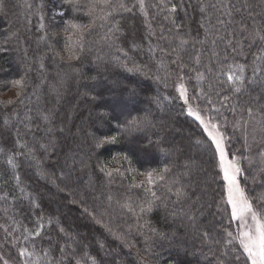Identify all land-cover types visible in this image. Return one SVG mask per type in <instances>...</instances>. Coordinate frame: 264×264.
I'll return each instance as SVG.
<instances>
[{
  "label": "snow or ice",
  "instance_id": "obj_1",
  "mask_svg": "<svg viewBox=\"0 0 264 264\" xmlns=\"http://www.w3.org/2000/svg\"><path fill=\"white\" fill-rule=\"evenodd\" d=\"M16 6L26 9L24 19L29 25L31 17L38 16L36 31L42 34L36 37L40 54L33 56L23 76L5 85L17 89L15 98L0 102L4 109L0 114V170L4 172L0 201L15 209L14 215H8L9 208H4L0 252L6 249L12 254L0 255V264H121L119 248L136 247V237L144 243V248L137 250L141 264L145 254L155 255L154 247L165 244L177 255H190L188 241L198 243L201 251L207 248V264L213 260L215 264H264V191L254 195L255 188L250 191L247 187L249 178L264 187V0H155L150 7L159 11L151 19L145 0H56L51 17L43 0L39 5L23 0ZM7 9V0H0V13ZM189 9L200 17L195 35L189 26L176 22L178 13L183 10L187 14ZM137 10L146 30L138 41L135 34L129 39L123 23L125 14L135 16ZM67 11L74 15L64 20L58 31L55 20ZM160 14L171 24L167 35L165 25H159V30L153 26ZM84 18L87 22H82ZM98 28L103 30V47L94 52L88 37ZM60 31L66 37L63 49L55 46ZM20 40L18 28L0 43V53L7 52L12 41ZM41 44L46 52H41ZM49 53L53 75L48 74L46 65ZM88 63L95 66V75L85 74ZM109 67L142 75L172 89L175 95L158 90L142 115L129 112L125 116L113 109L95 115L90 110L84 116L76 106L61 115L60 104L69 82L84 88L79 91L81 99L95 101L99 81L106 79L102 70ZM33 70L37 73L31 92L35 103L25 91L28 73ZM192 79L196 85L190 92ZM124 92L128 98L139 95L136 87L128 85ZM164 101H180L179 114L192 118L202 132L190 131L180 143H175V138L169 141L171 124ZM113 121L118 135L98 134L99 128ZM235 133H240L243 143L232 151ZM118 139L133 143L118 157L121 167L124 162L129 165L124 171L100 159V150ZM137 153H159L163 162L150 171L138 172L131 158ZM252 167L258 175L249 176ZM127 173L144 179L118 196L111 186L116 177ZM32 177L65 194L63 207L69 211L77 208L96 234L65 225L67 213L59 204L46 210L44 200L54 202V198L33 187ZM220 179L223 185L217 200L213 184ZM134 189H142L143 195L134 197ZM113 205L128 215L119 228H114L108 212ZM153 213L160 214V223H153ZM97 228L103 231L97 232ZM168 264L178 261L169 260Z\"/></svg>",
  "mask_w": 264,
  "mask_h": 264
},
{
  "label": "trees",
  "instance_id": "obj_2",
  "mask_svg": "<svg viewBox=\"0 0 264 264\" xmlns=\"http://www.w3.org/2000/svg\"><path fill=\"white\" fill-rule=\"evenodd\" d=\"M28 3H32L35 5H39L41 0H27ZM45 3V11L47 16L51 17L52 15V4L56 2V0H43ZM132 2V0H129ZM146 4L149 7L146 9L149 13V19L151 16L156 14L159 10L150 7L151 4L155 3V0H145ZM179 2V0H177ZM235 2V0H233ZM255 3H259L260 0H253ZM8 9L6 13H0V43H2L7 36L10 35L11 32L16 31L18 28L21 33V40L19 43L16 41H12L7 47L8 50L5 53H0V102H6L7 100L14 99L17 89L11 86L5 88V85L14 79H18L25 74L27 71L28 64L32 63V58L34 55H39L40 53L36 51V37L41 35L36 31L38 27V16H32V23L29 25L27 20L24 19V13L26 11L25 8L17 7L18 3H23V0H7ZM259 11V9H257ZM73 13L71 11H67L64 17H57L55 20V24L57 26V30L63 28V21L67 19H71L73 17ZM143 16H141L137 10L135 16L131 14H125V20L123 21L124 26L128 32L129 39L135 38L137 41L139 40V36L144 35L146 30L143 24ZM200 17L198 14L193 13L191 9L188 10L187 14L183 10L178 13L177 23H184L185 25L191 28L192 34L195 35L198 29V22ZM82 22H87V18H84ZM153 26L157 27L159 30V25H165V35H167V28L171 27L170 21L164 20V14H160V16L152 21ZM30 29V31H29ZM223 31L221 35H223ZM103 35L102 29H97L91 36L88 37L89 45L93 47V51L95 52L97 49L102 48L103 44L100 40V37ZM201 38H203V32H200ZM65 34L60 31L59 36L55 38V46L59 49H63L65 43ZM199 47V45H197ZM207 47L210 48V45ZM220 48H223V44L219 45ZM41 52H46V46L41 44L40 46ZM189 50L191 51V47L189 46ZM107 51V49H104ZM25 52H27V61L24 60ZM103 54V53H101ZM49 59L46 60V65L48 67V74L53 75V64L51 53L48 54ZM205 62H207V56H205ZM131 66V65H130ZM85 74L91 76L96 74V68L91 63L86 64L84 67ZM153 72L156 71L155 68L152 69ZM160 75L163 76V70L160 71ZM193 77L195 73L191 74ZM102 76L106 77V79H101L99 81L97 92L99 93L98 98L95 101L92 100H84L79 97V91H83L84 88H77V85L74 81H70L68 85V90L64 95L63 100L60 104L61 115H63L68 110L72 109L73 106L77 107V110L80 113H83L84 116H88L89 111L91 110L93 115L99 111H115L117 113L123 111L126 116L129 112L132 116L142 115L144 110L149 108V98L154 96L159 90L161 94H167L168 92H172L173 95L175 93L172 89H164L162 85L156 84L153 80L146 78L142 75L128 73L119 68H111L109 67L107 70H102ZM37 73L35 70L28 73V87L26 88V93L31 96L32 87L34 81H36ZM82 85L85 83L81 82ZM128 85L129 87H136L139 90V95L135 98H128L127 94L124 92V86ZM196 85L195 79L189 81L190 92L193 90V86ZM207 87V84L204 85ZM33 103H35L36 98L31 96ZM196 103V101H193ZM166 105V112L168 113L167 119L171 124V130L167 134V138L169 141H172L175 138V143H180L181 140L187 137L190 131H196L201 133V129H197L196 126L192 123V118L187 117L185 115H180V101H176L175 103H170L169 101H164ZM139 110V111H137ZM4 109L2 107V103H0V114H3ZM156 115L159 117L161 113L157 112ZM225 115L229 120L232 119V116L227 111ZM124 117L122 116L121 119ZM179 129V133L176 131ZM104 134H112L118 135V132L115 130V121L111 124H104L103 127L99 128V132ZM229 133H232L231 128H229ZM259 135V132H257ZM206 138V137H205ZM186 143V140L184 141ZM243 141L240 137V133H235L231 144L234 145L232 151L241 148ZM133 146V143L129 140H119L115 144L105 145L103 149L100 150V159L104 161H110V167L119 168L121 171L128 168L129 165L127 162L123 163V167H121L120 160L118 157L123 156L127 149ZM195 151V150H194ZM116 158V159H114ZM133 160L132 167L136 168L138 172H146L150 171L153 168L161 166L163 162V157L159 153H155L151 156H143L139 153L137 155L131 157ZM259 163L258 159L255 162ZM244 167L246 169L249 168V165L245 163ZM218 171V169H217ZM4 175L3 170H0V177ZM22 178L24 177V172H21ZM97 175H100L97 173ZM258 175L257 168L252 167L249 173V176ZM143 176H133L131 173H127L124 177H116L115 183L111 186V190L119 196L120 193H124L126 189L129 188L130 185L134 183H139L140 180H143ZM33 187L38 188L40 191L46 193L48 196H52L54 198V202H50L48 199L44 200L45 209H55L59 204L61 205V210L66 212V217L63 218V222L65 225H72L77 227L79 230L83 231L85 228L89 231V233H93V225L87 221L86 219H82L80 217L79 210L77 208H72L70 211L68 208L63 207L66 204V201L63 199V193H57L55 188H49L46 186L43 181H35V177H32ZM223 185L222 179L218 180L216 184H213V189L216 190V199H220V191ZM2 187V185H0ZM247 187L251 191L255 188L254 195H259L262 191H264V187L259 186L258 184H254L252 180L249 178L247 181ZM4 192H0V195H3ZM18 196L19 193L17 192ZM132 195L142 196V189H134L132 190ZM71 198V197H69ZM12 200V197L9 196V201ZM9 208L8 215H14L15 209L11 204L6 205L3 201H0V222L2 224L5 223L6 213L4 212V208ZM106 207V206H105ZM104 211L105 208L102 207L100 209ZM214 210V209H213ZM109 214L113 217V226L114 228H119L122 225H125V222L128 221V215L121 211L116 205H113L112 208L108 209ZM18 220L21 219L19 216L16 217ZM107 218V217H106ZM210 218V217H209ZM221 218L223 219V213H221ZM151 220L153 223H160L161 216L158 213H153L151 215ZM7 223L12 225V220L8 219ZM224 223H227V220L224 219ZM166 230H170L167 225H163ZM103 229H98L97 232H102ZM112 246L115 247V243L111 242ZM136 244V247L132 248H119L118 259L121 261V264H141V256L137 254L138 249L144 248L143 241L136 237L133 241ZM186 246L189 248L192 254L184 255L181 253L177 255L174 248H169L167 244L163 247L156 246L154 247V253L145 254L146 259L144 264H148V260H151V264H168L169 260L178 261V264H207V260L205 258L206 255L209 256L207 248H204L201 251V246L196 243L193 245L192 241H188ZM8 251V250H7ZM12 253H5V255H11ZM113 255H116L113 253ZM111 259V258H109ZM213 264L215 261L213 260Z\"/></svg>",
  "mask_w": 264,
  "mask_h": 264
},
{
  "label": "rangeland",
  "instance_id": "obj_3",
  "mask_svg": "<svg viewBox=\"0 0 264 264\" xmlns=\"http://www.w3.org/2000/svg\"><path fill=\"white\" fill-rule=\"evenodd\" d=\"M181 103V102H180ZM193 104L195 105V103L193 102ZM0 224H2L0 222ZM233 230H235V225H233ZM8 251L5 249L4 251L0 252V255H5V253H7Z\"/></svg>",
  "mask_w": 264,
  "mask_h": 264
}]
</instances>
